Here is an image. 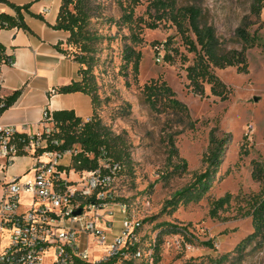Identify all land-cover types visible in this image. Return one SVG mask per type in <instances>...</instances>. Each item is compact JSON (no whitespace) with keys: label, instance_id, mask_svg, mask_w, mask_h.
<instances>
[{"label":"rangeland","instance_id":"1","mask_svg":"<svg viewBox=\"0 0 264 264\" xmlns=\"http://www.w3.org/2000/svg\"><path fill=\"white\" fill-rule=\"evenodd\" d=\"M253 0H178V6L194 5L201 10V21L215 28L228 49H241L237 31L245 25L264 44V8L252 12ZM93 29L103 36L93 62L97 84L95 119L114 136H122L130 155L129 163L115 181V197L130 206L132 216L144 222L145 244L155 245L154 264H264V231L257 238L250 217L240 198L264 192V52L257 46L247 52V73L237 68L215 70L216 76L230 90L221 101L205 87L203 97L188 87L186 69L194 55L189 53L176 28L169 22L158 23L147 1L133 10L127 0H94ZM123 8H127L124 11ZM131 13L132 23L123 17ZM156 23V29L148 26ZM171 43V63L157 61V50ZM131 48L141 58L138 74L126 65L125 51ZM187 59V61H184ZM162 80L187 106L194 129L182 131L175 119L153 114L142 103L140 88L152 80ZM72 94V93H70ZM67 95V94H60ZM81 117V116H80ZM43 118V114H42ZM82 118V117H81ZM226 140L222 164L210 180L209 192L198 202L181 203L176 210L165 208L175 192L190 185L195 174L203 173L204 155L210 133ZM20 134L24 133L19 130ZM172 137L179 158L187 163V172L167 180L168 149ZM73 150L81 151L79 146ZM4 163V160H0ZM27 169L36 161L29 156L16 160ZM72 164L65 158L63 166ZM175 165L177 161L172 160ZM259 166V181L253 173ZM77 176L69 178L76 181ZM231 195L232 201L219 218L211 219L214 200ZM116 229L120 224L116 223ZM117 234V232H115ZM0 232V251L6 242ZM84 243V242H83ZM205 244H210L207 246Z\"/></svg>","mask_w":264,"mask_h":264},{"label":"trees","instance_id":"2","mask_svg":"<svg viewBox=\"0 0 264 264\" xmlns=\"http://www.w3.org/2000/svg\"><path fill=\"white\" fill-rule=\"evenodd\" d=\"M94 0H61V7L54 30L64 31L69 34L67 45L70 48L66 53L78 64L79 80L68 86L58 88V94L84 93L92 100L93 115L88 122L77 118L73 111H57L51 114L54 124V137L63 142L62 149H72L79 146L81 153L72 159L70 170L93 171L103 158L108 159L111 164H117L119 177L124 169L123 164L129 163L130 155L125 148V141L122 136H114L106 127L102 126L99 120L95 119V100L97 98V84L93 74L95 56L98 45L102 44L104 38L93 29V20L98 19L93 14ZM128 7L132 10L147 1L148 9L154 11L155 21L158 23L169 22L176 28L189 53L194 55L192 65L186 69L187 81L192 93L203 97L205 87H210L211 95L226 101L229 98L230 90L216 76L215 70L226 68H237L241 73H247L248 62L247 52L257 46L264 52V44H260V39L255 33L251 35L245 25L237 31V39L241 44V49H228L218 38L213 26L201 21V10L194 6H178V0H127ZM0 3H6L0 0ZM15 11L16 17L12 18L6 14L0 15V21L8 24V29H27L23 23L21 13L27 7L20 8L7 3ZM264 8V0H253L252 12L260 14ZM124 11L127 8H123ZM132 14L128 13L123 17L127 23H132ZM156 29L157 24L148 26ZM171 43L166 42L165 46H160L165 55L166 63H171L173 58L170 54ZM140 54L131 48L125 51V63L132 64L134 74H138ZM187 61V59H184ZM19 92H15L12 97L5 99L6 108L12 105ZM141 100L148 109L157 116H165L168 121L175 119V125L182 131L194 129L195 122L191 120L186 105L176 99V94L162 80H152L140 88ZM4 111V110H3ZM166 142L168 149V167L172 168L167 172V180L173 175H182L187 172V163L179 158L172 137ZM226 140H220L214 131L209 136V146L204 155L203 163L205 170L203 173L195 174L193 182L183 189L174 193L172 198L166 202L165 208L176 210L178 206L191 202L200 201L210 190V180L213 174L220 168ZM90 156V157H89ZM177 163L174 165L172 160ZM259 166L253 173V178L259 181ZM117 180V178H116ZM245 204L246 211L240 213L243 217H250L254 232L251 238L259 237L264 231V192L258 195H250L240 198ZM232 196L227 194L224 197L214 200L211 203L209 217L219 218L220 211L229 206ZM144 226V222L141 223ZM210 246V244H205ZM156 248V247H155Z\"/></svg>","mask_w":264,"mask_h":264},{"label":"built area","instance_id":"3","mask_svg":"<svg viewBox=\"0 0 264 264\" xmlns=\"http://www.w3.org/2000/svg\"><path fill=\"white\" fill-rule=\"evenodd\" d=\"M7 28L0 21V30ZM13 65L0 45V73ZM5 108L0 96V116ZM22 130L0 123V232L8 235L0 264H154L156 246L145 244L142 222L115 197L119 166L104 154L93 171L63 166L65 158L71 162L81 151L62 149L47 110L35 132L28 126ZM23 156L35 165L26 176L11 178L10 168ZM71 176L77 180L69 181ZM23 196L29 200L22 202Z\"/></svg>","mask_w":264,"mask_h":264},{"label":"crops","instance_id":"4","mask_svg":"<svg viewBox=\"0 0 264 264\" xmlns=\"http://www.w3.org/2000/svg\"><path fill=\"white\" fill-rule=\"evenodd\" d=\"M3 1L6 3H0V15L16 17L15 11L7 3L28 8L21 13L28 30H0V45L12 55L14 63L12 67L1 69L0 96L9 99L19 92L16 101L2 112L0 123L19 130L28 126L29 131L35 132L46 110L51 114L73 111L84 122L91 119L93 105L88 95L80 92L67 95L57 93L58 88L79 80V66L66 53L70 50L67 45L69 34L54 30L61 0ZM16 160L9 171L12 176H21L27 169L17 164ZM28 200L25 196L21 198L22 202ZM5 237L2 250L8 244V237Z\"/></svg>","mask_w":264,"mask_h":264},{"label":"water","instance_id":"5","mask_svg":"<svg viewBox=\"0 0 264 264\" xmlns=\"http://www.w3.org/2000/svg\"><path fill=\"white\" fill-rule=\"evenodd\" d=\"M77 215L80 214V211L76 213Z\"/></svg>","mask_w":264,"mask_h":264}]
</instances>
